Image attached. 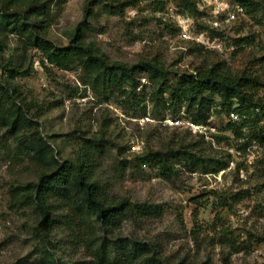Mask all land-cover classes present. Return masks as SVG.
<instances>
[{
  "label": "rangeland",
  "instance_id": "1",
  "mask_svg": "<svg viewBox=\"0 0 264 264\" xmlns=\"http://www.w3.org/2000/svg\"><path fill=\"white\" fill-rule=\"evenodd\" d=\"M197 1L203 16L191 13L183 0H68L47 37L67 46L88 5L93 14L86 19L84 40L110 62L132 66L151 61L173 80L217 63L233 74L253 76L258 84L248 87V94L264 101V0H253L252 12L246 10L224 30V37L202 28L212 17L207 3ZM172 28L178 32L173 34ZM184 29L187 38L181 36ZM241 38L252 43L239 45ZM5 44L0 85L10 88L12 96L0 89V103L35 123L21 132L28 139L43 136L61 162L77 161L85 142L100 141L104 153L97 178L109 198L146 203L155 212L142 215L133 209L120 227L105 231L96 216L69 221L65 208L47 237L36 229L41 216L34 205L18 201L14 190L38 182L41 167L0 121V264H44L45 245L62 263L99 264L94 252L104 237L148 242L166 264H264V242H257L264 237V146L254 141L241 150L238 146L247 137L236 139L227 129L231 121L252 119L256 113L245 110L233 120L229 113L238 105L229 112L216 96L209 123L194 124L184 107L175 115L153 102L152 83L144 81L147 87L137 105L117 93L105 99L91 87L82 67L45 69L40 52L25 49L16 33L8 34ZM8 59L28 74L10 79L3 67ZM246 125L250 136L264 134V120ZM218 136L229 139L219 142ZM168 149L229 161V166L218 173L192 171L183 159L173 162L174 173L165 175L154 163L142 161L149 152Z\"/></svg>",
  "mask_w": 264,
  "mask_h": 264
},
{
  "label": "trees",
  "instance_id": "2",
  "mask_svg": "<svg viewBox=\"0 0 264 264\" xmlns=\"http://www.w3.org/2000/svg\"><path fill=\"white\" fill-rule=\"evenodd\" d=\"M67 1L0 0V58L3 57L5 38L10 33H16L25 49L33 48L40 52L45 69L48 70V65L63 70L82 67L97 95L105 97L107 94L117 93L119 98L131 105L139 104V95L145 91L147 83H152L155 85L151 98L153 102H160L175 115L184 107L194 124L209 123L216 102L215 97L218 96L221 105L229 112L232 105L236 104L238 106L231 112L245 115V110L251 109L253 114L256 113L253 120L245 117L228 123L227 129L236 139L247 137V142L238 146L239 149H246L254 141L264 146L263 132H255L250 136L244 129L248 123L258 125L264 120V101H255L248 94V87L252 88L258 84L253 76L233 74L213 63L199 73H184L177 80H173L166 69L151 61H141L132 66L122 62H110L93 42L84 40L86 19L93 14L88 5L85 6L84 19L74 29L71 42L67 46H58L48 39L47 33L57 23L60 9ZM232 2L243 7L245 13L246 10L252 12L253 0ZM183 3L191 13L204 15V10L198 6L197 0H183ZM55 5L59 10L54 9ZM209 27L213 37H224V30L216 29L211 24H202V28ZM171 32L177 33L178 28H172ZM195 43L201 48L204 47ZM245 43H252V40H239V45ZM3 67L13 80L19 75L28 74V69L13 64L12 59H8ZM0 89L11 98L10 88L0 85ZM17 112L15 107L0 103L1 123L8 127V132L14 140L41 167L38 182H29L14 189L18 201L33 204L40 214L41 220L36 226L38 231L44 232L48 237L58 226V212L65 208L69 210L65 215L69 221H73V217L96 216L105 231L120 227L128 212L133 209L142 215L155 212L152 206L146 203L134 204L129 198H109L108 192L97 178V170L101 166L100 158L104 153V146L100 141L85 142L77 161L61 162L47 139L39 134L28 139L25 133L21 132L24 125L32 127L35 123L24 114L17 116ZM227 139L229 137L218 136L219 142ZM182 150L149 152L142 157V161L154 163L165 175L174 173L176 169L173 162L183 159L192 171L199 168L206 173H218L229 166V161L198 156ZM257 242H264V237L258 238ZM94 254L99 264H166L153 245L145 241H113L104 237L96 246ZM41 260L44 264H65L57 258L54 250L46 245Z\"/></svg>",
  "mask_w": 264,
  "mask_h": 264
},
{
  "label": "built area",
  "instance_id": "3",
  "mask_svg": "<svg viewBox=\"0 0 264 264\" xmlns=\"http://www.w3.org/2000/svg\"><path fill=\"white\" fill-rule=\"evenodd\" d=\"M210 9L212 17L209 23L212 27L220 30L230 29L236 23L239 17L244 16L245 11L239 4H234L231 0H204ZM181 36L189 37L187 29L182 31ZM145 81V79H143ZM233 120H238L240 114L236 111L230 113Z\"/></svg>",
  "mask_w": 264,
  "mask_h": 264
}]
</instances>
